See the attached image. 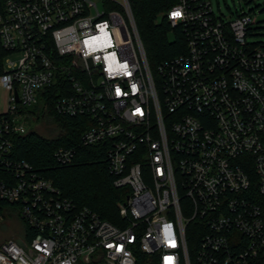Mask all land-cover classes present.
<instances>
[{
	"label": "built area",
	"instance_id": "obj_1",
	"mask_svg": "<svg viewBox=\"0 0 264 264\" xmlns=\"http://www.w3.org/2000/svg\"><path fill=\"white\" fill-rule=\"evenodd\" d=\"M0 0V198L35 235L0 243V264H258L264 257V43L250 13L212 0L167 12L185 53L153 71L130 0ZM20 54L17 61L8 55ZM60 74L56 113L105 147L116 222L12 158L25 113ZM34 119V118H33ZM77 148L54 154L71 164Z\"/></svg>",
	"mask_w": 264,
	"mask_h": 264
},
{
	"label": "trees",
	"instance_id": "obj_2",
	"mask_svg": "<svg viewBox=\"0 0 264 264\" xmlns=\"http://www.w3.org/2000/svg\"><path fill=\"white\" fill-rule=\"evenodd\" d=\"M130 3L153 71L162 61L185 53L186 40L183 32L172 29L166 18L167 12L177 0H130ZM171 33L175 35L173 40L170 39ZM60 96L58 74L55 84L42 92L41 103L32 110L25 111L33 115L37 123L50 114L58 124L60 133L55 138H46L37 131L30 130L26 135L13 136L12 158L32 165L39 175L52 181L64 196L72 199L78 206H87L98 212L102 218L116 222L120 192L114 188L113 179L108 172L105 147L80 146L87 126L81 118L65 117L56 113L55 105ZM2 116L0 111V118ZM64 146H75L78 149L76 158L69 165H63L54 156ZM12 208L15 207L0 198V214L6 210L12 212ZM23 226L27 241L31 242L35 232L24 223ZM148 260L149 257L142 254L139 264H148ZM258 264H264V257L259 259Z\"/></svg>",
	"mask_w": 264,
	"mask_h": 264
},
{
	"label": "rangeland",
	"instance_id": "obj_3",
	"mask_svg": "<svg viewBox=\"0 0 264 264\" xmlns=\"http://www.w3.org/2000/svg\"><path fill=\"white\" fill-rule=\"evenodd\" d=\"M92 1L98 3L101 11L104 10V0ZM212 2L217 14L222 13L225 16H230L231 13L236 12V9L239 12L250 13L254 19L252 26L254 34L249 37L248 42L249 44L264 43V0H212ZM174 37V33H171L170 39L173 40ZM7 58L17 61L21 58V55H8ZM7 107L8 93L0 86V111L5 112ZM25 126L28 130H35L46 138H55L60 133L58 124L50 114H47L38 123L31 118L26 121ZM3 213L0 214V243L12 238H22L24 236V226L15 208H12V212L6 210Z\"/></svg>",
	"mask_w": 264,
	"mask_h": 264
},
{
	"label": "water",
	"instance_id": "obj_4",
	"mask_svg": "<svg viewBox=\"0 0 264 264\" xmlns=\"http://www.w3.org/2000/svg\"><path fill=\"white\" fill-rule=\"evenodd\" d=\"M263 5H264V3H263Z\"/></svg>",
	"mask_w": 264,
	"mask_h": 264
}]
</instances>
